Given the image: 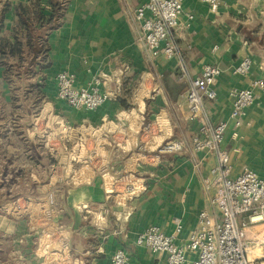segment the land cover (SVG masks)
Instances as JSON below:
<instances>
[{
	"label": "crops",
	"instance_id": "crops-1",
	"mask_svg": "<svg viewBox=\"0 0 264 264\" xmlns=\"http://www.w3.org/2000/svg\"><path fill=\"white\" fill-rule=\"evenodd\" d=\"M219 1L216 15L206 2L184 0L181 24L174 33L190 77L199 75L206 64L222 69L216 99L205 102L212 122L229 123L223 146L231 154L236 175L250 167L245 157L252 149L264 154V92H257L240 127L230 118L232 90L264 77V0ZM20 2L43 6L46 14L51 13L48 0H0V36L14 39ZM138 4L139 0H67L60 24L47 35L46 63L33 69L34 79L43 85L52 109L67 126L86 133L106 124L117 129L107 130L104 136L66 140L75 147L94 142L86 161L91 171L87 174L82 165L83 178L61 186L63 208L54 214L70 234L76 264H111L112 255L123 247L130 254V264H167L166 254L137 246V234L151 225L172 234L182 225L177 243L184 244L198 223L199 212L209 204L203 177L216 160L192 147L200 124L186 118L189 78L182 76L176 57L153 56L140 40L134 20ZM245 57L251 58L252 67L243 75L235 69ZM65 70L76 76L79 86L105 76L102 88L114 92L120 88V92L95 112L73 108L56 96V76ZM1 90H9L3 65ZM130 108L133 111L128 112ZM123 126L127 127L122 132ZM100 137L98 147L95 142ZM170 137L184 139L186 149L158 154L159 144ZM18 255L24 257V253Z\"/></svg>",
	"mask_w": 264,
	"mask_h": 264
},
{
	"label": "built area",
	"instance_id": "built-area-1",
	"mask_svg": "<svg viewBox=\"0 0 264 264\" xmlns=\"http://www.w3.org/2000/svg\"><path fill=\"white\" fill-rule=\"evenodd\" d=\"M201 1L208 3L213 13L220 14L219 0ZM183 12L184 0H139L134 20L140 27V40L151 54L176 57L182 76L189 78L186 118L200 124L199 131L192 137V147L195 152H205L216 160L210 173L203 177L209 204L199 212L198 223L184 244L177 243L182 225L172 234L165 233L158 225H151L137 234L134 243L154 253L166 254L167 264H264V228L251 230L264 225V178L250 168L233 174L231 154L223 146L229 123L212 122L205 102L216 99L222 69L206 64L199 75L190 77L174 33L181 24ZM188 18L193 19L194 15L188 14ZM251 67V58L245 57L235 71L245 75ZM55 81L59 100L87 111L100 109L120 92V88L116 92L102 88L107 82L105 76H96L88 85L79 86L76 76L65 70L57 74ZM258 91L264 92V77L253 79L249 87L232 90L234 101L230 118L236 127L243 124ZM186 147L184 139L170 137L159 144L157 153H179ZM128 189H132L131 185ZM56 226L61 238L54 249L62 261L60 264H76L69 232L59 223ZM111 264H130V254L125 247L112 255Z\"/></svg>",
	"mask_w": 264,
	"mask_h": 264
},
{
	"label": "rangeland",
	"instance_id": "rangeland-1",
	"mask_svg": "<svg viewBox=\"0 0 264 264\" xmlns=\"http://www.w3.org/2000/svg\"><path fill=\"white\" fill-rule=\"evenodd\" d=\"M33 73L13 77L8 81L9 90L0 92V264L62 262L54 249L61 238L54 215L63 208L61 186L83 178L79 169L87 165L94 145L86 142L75 147L66 140L117 130L115 125L110 128L106 124L88 135L84 129L67 126L52 109L51 98ZM99 140L95 142L98 147L102 137ZM255 152L252 149L245 157L251 164L245 168L264 177V154ZM89 169V165L84 168L86 173ZM21 253L24 257L18 255Z\"/></svg>",
	"mask_w": 264,
	"mask_h": 264
},
{
	"label": "trees",
	"instance_id": "trees-1",
	"mask_svg": "<svg viewBox=\"0 0 264 264\" xmlns=\"http://www.w3.org/2000/svg\"><path fill=\"white\" fill-rule=\"evenodd\" d=\"M51 13L36 4L16 5L19 23L14 39L0 36V65L5 67V77L10 82L17 75L32 74L35 65H44L48 56L47 35L61 22L62 9L67 0H48ZM0 15V26H1Z\"/></svg>",
	"mask_w": 264,
	"mask_h": 264
}]
</instances>
